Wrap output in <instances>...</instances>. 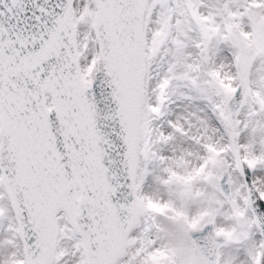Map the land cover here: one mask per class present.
Segmentation results:
<instances>
[{"label":"snow or ice","instance_id":"6c2138e0","mask_svg":"<svg viewBox=\"0 0 264 264\" xmlns=\"http://www.w3.org/2000/svg\"><path fill=\"white\" fill-rule=\"evenodd\" d=\"M0 264H264V0H0Z\"/></svg>","mask_w":264,"mask_h":264}]
</instances>
